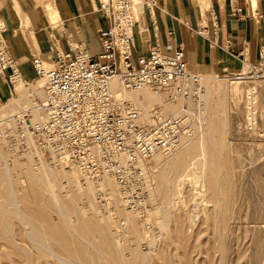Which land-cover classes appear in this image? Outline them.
Wrapping results in <instances>:
<instances>
[{"label":"rangeland","instance_id":"rangeland-1","mask_svg":"<svg viewBox=\"0 0 264 264\" xmlns=\"http://www.w3.org/2000/svg\"><path fill=\"white\" fill-rule=\"evenodd\" d=\"M247 1L259 20L264 5ZM198 79L209 85L207 98L200 90V107L189 106L197 121L178 144L189 143L182 159L159 166L150 158L154 189L144 219L127 214L109 177L97 181L101 199L73 164L24 152L18 113L32 119L45 80L40 88L34 80L10 84L0 104V264H264V78L210 71ZM150 91L161 100L146 111L180 110L164 91Z\"/></svg>","mask_w":264,"mask_h":264},{"label":"built area","instance_id":"built-area-1","mask_svg":"<svg viewBox=\"0 0 264 264\" xmlns=\"http://www.w3.org/2000/svg\"><path fill=\"white\" fill-rule=\"evenodd\" d=\"M156 8L157 0H99L108 26L98 32L97 54H88L81 42L70 40L68 51L55 48L47 69L39 56L34 57L35 78L45 79V99L40 104L44 119L33 121L29 112L21 111L16 131L25 140L19 144L26 147L24 152L73 163L96 186L100 178L109 177L127 214L141 219L151 211L153 198L150 158L156 152L170 151L192 134L197 120L189 106L200 107L199 73L188 69L181 46L168 52L151 47L148 55L134 52V27L142 9L153 17ZM241 11L235 7L232 13L241 16ZM2 31L3 26L0 76L12 84L17 66L7 52ZM196 33L203 34L198 29ZM240 61L237 72L224 69L221 73L240 79L264 78V40L256 60L242 55ZM111 78L130 91L176 86L166 99L180 102V110L163 113L160 105H154L145 116L137 104L111 91ZM97 192L101 199L107 197L98 186Z\"/></svg>","mask_w":264,"mask_h":264},{"label":"crops","instance_id":"crops-1","mask_svg":"<svg viewBox=\"0 0 264 264\" xmlns=\"http://www.w3.org/2000/svg\"><path fill=\"white\" fill-rule=\"evenodd\" d=\"M40 1L0 0L2 37L26 84L35 78L34 57L48 59L55 48L68 51L71 41L81 42L88 54L95 55L100 49L98 32L108 26L99 0ZM47 2L50 13L44 8ZM255 3L264 5V0ZM235 7L242 9L241 16L232 13ZM251 12L247 0H157L153 17L144 11L134 27V52L148 55L151 47L168 52L181 46L191 72H237L241 56L256 60L264 40L263 10H258L259 20ZM42 80L37 77L35 86L40 88ZM11 94V85L0 76V104Z\"/></svg>","mask_w":264,"mask_h":264},{"label":"bare ground","instance_id":"bare-ground-1","mask_svg":"<svg viewBox=\"0 0 264 264\" xmlns=\"http://www.w3.org/2000/svg\"><path fill=\"white\" fill-rule=\"evenodd\" d=\"M40 1V0H39ZM41 2V1H40ZM43 2V1H42ZM44 8L50 13L51 12V5L50 4H48V3H45V6H44ZM139 10H140V8H139ZM141 13H143V9H142V11H141ZM53 16V15H52ZM142 16L143 15H141V17L139 18V20H138V22L139 21H141V19H142ZM143 21V20H142ZM52 22H54L53 21V19H52ZM140 24H141V22H140ZM139 24V25H140ZM44 60V59H43ZM44 64H45V66H44V64H43V68L44 69H47V68H49L50 66H51V62L48 60V59H45L44 61ZM12 79H11V81H12V83H14V81H16L17 83H19V82H21V84H22V81L20 80V79H22L21 78V75H20V72H19V70H18V68L16 69V71L14 72V74L12 75V77H11ZM40 78H43V77H40ZM233 78L234 79H240V78H238V77H234L233 76ZM45 80V79H44ZM201 83V82H200ZM208 83H207V81H203L202 83H201V90H202V92H203V95H202V101H205L206 100V98H207V95H206V92H207V89H208ZM44 87H45V85H44ZM109 87H110V89H111V91L113 92V93H115V94H117V95H119V96H122V97H126L128 100H130V101H132V102H134L135 104H137L138 105V107L142 110V112H143V114L145 115V116H147V114H148V111H146L145 109V107L147 106V104L148 103H151V102H153V101H156V100H161V95L159 94V93H154V92H151L150 91V89L151 88H149V87H144V88H142V89H140V90H137V91H130V90H124L119 84H118V82H117V80L115 79V78H111L110 80H109ZM174 87H176V86H173V85H170V86H168V87H165V88H162V89H159V91H164L165 92V98H166V96L170 93V92H172L173 90H174ZM138 93H141L142 94V96H143V98L142 99H138L137 98V96H136V94H138ZM44 94H45V89H44ZM44 99H45V95H44ZM44 101V100H43ZM42 101V102H43ZM166 101L167 102H169L167 99H166ZM170 103V102H169ZM204 103V102H203ZM41 104V103H40ZM40 104L39 105H36V109H35V112H33L32 113V119L31 120H35V121H38V120H40V119H44V113L42 112V110H41V107H40ZM163 113H164V111L163 110H161ZM214 127V126H213ZM212 127V128H213ZM214 128H216V127H214ZM214 130V129H213ZM183 141V140H182ZM181 142V141H180ZM186 143V142H185ZM180 144V143H179ZM189 144V143H188ZM188 144H182V149L184 148V149H186V148H188L187 147V145ZM182 149H179V145L177 144L176 146H175V148H173V149H171L170 151H167V152H165V153H168V152H170L169 154H168V156L166 157V159H163L162 158V153H160V152H156L155 154H153L152 155V160H154V162L157 164V165H162V164H168V165H172V166H174V165H176L181 159H182V156H181V153L179 154V152H180V150H182ZM171 151H173V152H171ZM183 153V152H182ZM63 162H65V161H63ZM68 163H70V162H68ZM71 164H73V163H71ZM166 164V165H167ZM205 164L206 163H204V165L203 166H205ZM74 165V164H73ZM74 166H76V165H74ZM68 167H69V165H68ZM67 167V168H68ZM77 167V166H76ZM70 168H72V167H70ZM78 168V167H77ZM69 169V168H68ZM79 169V168H78ZM70 175H71V173H69ZM83 175V174H82ZM66 176V175H65ZM72 176V175H71ZM84 176V175H83ZM73 177V176H72ZM74 178V177H73ZM70 179H72V178H70ZM101 180V179H100ZM99 181V180H98ZM76 183L77 184H79L80 185V183H79V181H77L76 180ZM73 184H75V183H73ZM76 184V185H77ZM78 186V185H77ZM81 188L83 187L82 186V182H81ZM78 188V187H77ZM81 188H80V191H81ZM79 191V192H80ZM13 201V200H12ZM17 211V210H16ZM66 214V213H65ZM26 215V214H25ZM27 217V216H26ZM32 218V217H31ZM22 220H24V222L23 223H26V225L27 224H29L30 223V221L28 220V219H26V218H22ZM31 221H32V223H33V219H30ZM21 221V220H20ZM40 228V227H39ZM41 230V229H40ZM34 232V231H33ZM41 232V231H40ZM44 234H45V232H43ZM38 234H40L39 232H38ZM33 235V234H32ZM31 235V236H32ZM43 234H41V236H42ZM46 235V234H45ZM35 236V235H34ZM38 237V236H37ZM31 238V237H30ZM46 238V237H45ZM44 237H43V240L44 241H46L48 238H46L45 239ZM32 239V238H31ZM33 239H35V238H33ZM32 241V240H31ZM40 245V244H39ZM42 248H44V249H46L44 246H42ZM106 249V248H105ZM48 250V249H47ZM104 250V249H103ZM107 252V251H106ZM49 253L50 254H52L53 255V252L52 251H50L49 250ZM69 257H71V256H69ZM97 261V260H96ZM162 261H163V259H162ZM99 262V261H98ZM164 262V261H163ZM141 263V262H140Z\"/></svg>","mask_w":264,"mask_h":264}]
</instances>
